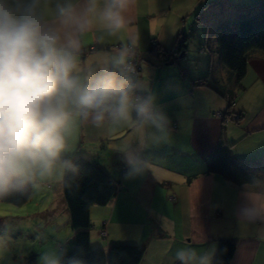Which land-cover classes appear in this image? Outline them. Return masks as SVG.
I'll return each instance as SVG.
<instances>
[{
	"label": "crops",
	"instance_id": "0c3cea01",
	"mask_svg": "<svg viewBox=\"0 0 264 264\" xmlns=\"http://www.w3.org/2000/svg\"><path fill=\"white\" fill-rule=\"evenodd\" d=\"M176 1L134 0L125 29L112 35L97 22L81 37V75L115 72L133 87L132 97L147 98L153 119L141 122L135 110L126 122L96 124L77 117L54 176L45 180L55 185L49 190L51 208L67 225L65 236H54L58 252L74 234L63 196L68 162L62 159L81 156L97 162L121 187L110 205L90 210L92 247L143 246L141 264H212L218 241L233 238L230 264H264V56L253 52L238 80L214 52L218 17L210 32L201 25L189 39L179 64L159 65L148 48L151 41L168 49L176 44L183 19ZM227 1L225 16L258 0ZM67 2L81 0H50L49 7ZM119 45L136 50L140 78L123 77L125 63L115 64L122 52L111 49ZM199 78H207V86L191 84ZM209 159L229 178L207 173Z\"/></svg>",
	"mask_w": 264,
	"mask_h": 264
},
{
	"label": "clouds",
	"instance_id": "9594fccd",
	"mask_svg": "<svg viewBox=\"0 0 264 264\" xmlns=\"http://www.w3.org/2000/svg\"><path fill=\"white\" fill-rule=\"evenodd\" d=\"M49 2L0 0V200L54 176L77 117L126 122L135 110L153 119L115 72L81 75V37L97 22L112 35L125 29L134 0H105L103 7L99 0L57 3L55 10ZM126 55L115 64L123 65Z\"/></svg>",
	"mask_w": 264,
	"mask_h": 264
},
{
	"label": "trees",
	"instance_id": "16d2710c",
	"mask_svg": "<svg viewBox=\"0 0 264 264\" xmlns=\"http://www.w3.org/2000/svg\"><path fill=\"white\" fill-rule=\"evenodd\" d=\"M239 13L223 16L215 28L216 52L226 66L240 80L247 68L248 57L253 52L264 56V0L242 7ZM237 12V11H236ZM190 35L180 34L173 48H164L152 41L148 48L149 58H160L161 64H179L187 55ZM174 51L177 53L173 55ZM153 63L152 59H147ZM182 70V69H181ZM183 71V70H182ZM207 78L191 80L195 86H207ZM133 93L132 86H124ZM68 162L63 182V196L74 232L68 240L71 244L59 257L58 264H141L145 247L131 244H112L108 249L91 246L92 222L90 210L93 207L110 205L120 191V185L95 161L84 157L64 158ZM207 173L221 172L213 159L206 162ZM31 198V188L12 191L2 201L22 206ZM101 236L102 233H101ZM105 237V236H103ZM236 239H221L212 264H230L236 250ZM34 261V260H33ZM177 264H187L180 261Z\"/></svg>",
	"mask_w": 264,
	"mask_h": 264
},
{
	"label": "rangeland",
	"instance_id": "374dc122",
	"mask_svg": "<svg viewBox=\"0 0 264 264\" xmlns=\"http://www.w3.org/2000/svg\"><path fill=\"white\" fill-rule=\"evenodd\" d=\"M224 1L228 3L227 0L176 1L174 4L180 5L178 10H182V34L190 35L191 40L197 35L195 32H200L201 25L208 26L206 28L210 32L209 25L216 22L218 17L224 16L227 7ZM190 9L193 10L192 13L189 12ZM188 65L192 66V62L188 61ZM27 186L31 188V198L26 204L14 206L0 200V264H44L42 257L45 255L58 262L59 257L71 244L68 242L64 247L65 240H62L63 249L59 252L53 249V245L58 241L54 236L61 231V236H65L67 227L64 215L56 217L53 211L55 208H51L49 190L55 186L54 183L38 180L35 185ZM102 240L105 242L106 239Z\"/></svg>",
	"mask_w": 264,
	"mask_h": 264
},
{
	"label": "built area",
	"instance_id": "2783aa9c",
	"mask_svg": "<svg viewBox=\"0 0 264 264\" xmlns=\"http://www.w3.org/2000/svg\"><path fill=\"white\" fill-rule=\"evenodd\" d=\"M111 49L115 51H119V52H125L128 55L127 60L125 64L123 65V77L124 78L137 79L141 76V71H140V67L138 63V56H137V53L134 47H132L131 45H125V46L119 45V46H114ZM173 55L176 56L177 53L174 51ZM133 99L137 101L138 103L148 104L147 98H145V96H135L133 97ZM137 119L141 122L145 120L143 117H139V116H137ZM102 235L106 236V233L102 232Z\"/></svg>",
	"mask_w": 264,
	"mask_h": 264
}]
</instances>
